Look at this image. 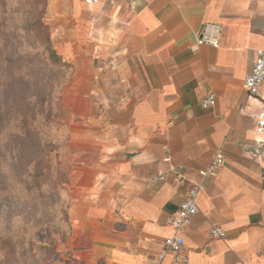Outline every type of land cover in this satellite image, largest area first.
<instances>
[{
	"label": "crops",
	"instance_id": "1",
	"mask_svg": "<svg viewBox=\"0 0 264 264\" xmlns=\"http://www.w3.org/2000/svg\"><path fill=\"white\" fill-rule=\"evenodd\" d=\"M46 5L51 40L77 61L92 107L80 129L84 264L151 262L173 235L166 219L197 187L187 261L168 253L160 264H264V131L254 130L264 81L255 95L245 87L264 49V0ZM206 22L222 28L218 47L197 42ZM219 152L223 166L203 177Z\"/></svg>",
	"mask_w": 264,
	"mask_h": 264
},
{
	"label": "rangeland",
	"instance_id": "2",
	"mask_svg": "<svg viewBox=\"0 0 264 264\" xmlns=\"http://www.w3.org/2000/svg\"><path fill=\"white\" fill-rule=\"evenodd\" d=\"M47 16L46 0H0V264H84L80 129L92 107Z\"/></svg>",
	"mask_w": 264,
	"mask_h": 264
},
{
	"label": "built area",
	"instance_id": "3",
	"mask_svg": "<svg viewBox=\"0 0 264 264\" xmlns=\"http://www.w3.org/2000/svg\"><path fill=\"white\" fill-rule=\"evenodd\" d=\"M221 26L216 22H206L201 27L198 37V44L210 45L218 47L220 44ZM264 81V49L257 51L255 62L251 71L245 77V87L249 95H255L258 92L259 85ZM215 104V95L209 93L201 100L203 108L213 107ZM254 130L257 133L264 131V109L256 116ZM224 164V157L221 152L217 153L210 165L200 171L205 178H213ZM198 188L191 190L185 200L180 204L179 208L166 219L167 224L173 229V235L164 239V248L157 256H155L148 264H160L164 257L171 253L175 262H186L187 258L182 254L185 240L184 233L191 223L192 218L197 214L196 195ZM211 234L215 238H223L224 232L213 227Z\"/></svg>",
	"mask_w": 264,
	"mask_h": 264
},
{
	"label": "trees",
	"instance_id": "4",
	"mask_svg": "<svg viewBox=\"0 0 264 264\" xmlns=\"http://www.w3.org/2000/svg\"><path fill=\"white\" fill-rule=\"evenodd\" d=\"M47 40H48V42L50 43V39H49V37L47 38ZM47 49H48V52H49V56H50V58H52L53 61H55V62L59 61V57H58L57 54L55 53V50L52 49V48H50L49 46L47 47ZM37 175L39 176L40 174L35 173V178L37 177ZM35 182H36L35 184L37 185V181H35Z\"/></svg>",
	"mask_w": 264,
	"mask_h": 264
}]
</instances>
